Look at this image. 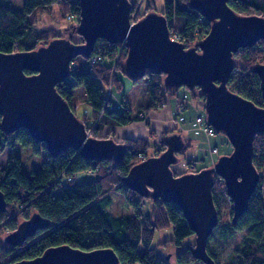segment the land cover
Listing matches in <instances>:
<instances>
[{
    "label": "trees",
    "instance_id": "16d2710c",
    "mask_svg": "<svg viewBox=\"0 0 264 264\" xmlns=\"http://www.w3.org/2000/svg\"><path fill=\"white\" fill-rule=\"evenodd\" d=\"M129 1L132 11L139 7L140 17L155 10L154 0ZM191 1L164 0L165 8L161 11L168 20L172 39L178 36L187 47L203 39L211 26L191 7ZM79 5V0H25L22 9H14L8 2L0 0V52L11 54L32 51L61 36L52 28L38 27L40 18L50 13L52 7L58 10L60 19L67 21L68 16L71 17L68 20L69 27L63 33L72 34V40L80 43L82 38L74 31L80 19ZM229 6L241 15L264 17V0H229ZM126 55L125 45L99 40L90 58L82 57L88 68L79 72L81 67L74 60L72 76L57 85L58 92L72 108L75 91L83 89L82 97L92 105L93 118L97 122L89 126L87 117L79 118L93 137L102 138L99 134L104 128L101 126L104 118L110 120L109 124L121 127L135 122L149 125L148 114L163 109L167 99L177 94V90L166 86L164 74H149L141 79L148 83L150 105L146 111L141 110L137 114L128 108L110 111L112 89L118 92L123 89V77H126L123 62ZM235 58L238 66L230 79L229 88L258 106H264L260 79L253 71L255 65L264 64V40L258 41L253 47L240 49ZM25 72L33 74L31 71ZM139 81L131 82L135 84ZM105 88L109 90L107 96ZM190 94L205 104L199 88L190 91ZM178 105L177 117H180L186 107L182 103ZM196 123L207 136L217 134L215 131L209 135L206 130L209 124H203L201 116ZM176 130L182 132L179 128ZM150 133L154 134L153 130ZM166 135L168 132L163 137ZM103 138H114V131L108 130ZM184 138L186 148L179 156L186 154L192 147L191 139ZM16 142L23 147H30L35 154L45 153L46 158L41 168L29 174L23 170L21 158L12 152L5 167L0 169V191L6 201L5 211L0 212V264L34 259L48 248L61 245L83 251L110 248L116 252L122 264H205L192 254L194 242L191 243V240L195 234L178 205L150 201L124 184L133 166L150 156H158L166 149L163 141L151 144L147 138H124L121 142L125 143L127 153L121 163L88 160L74 149L53 157L47 152L44 143L35 141L28 130L19 129L8 134L0 128V156L6 147H14ZM214 148L218 149L217 146L211 149L210 158ZM150 150H154V153L149 154ZM198 161L194 155L188 157L183 163L186 171L181 174L210 167H198ZM254 165L261 173V181L250 200L249 209L235 223L231 218L224 225V236L233 237L242 231L245 233L243 240L235 249L234 257L225 263H220L208 247L216 264H264V135L255 137ZM82 172L90 173L93 178L77 183L76 176ZM71 178L74 179L70 181ZM224 189V181L217 178L213 188L214 200L217 191ZM113 194H122L124 204L131 210L129 216L112 212ZM165 230L171 232V237L163 242L155 241L156 235ZM17 232L20 233L18 237L15 236ZM189 237L191 240L184 244ZM167 247L176 249L173 263L163 256L162 248Z\"/></svg>",
    "mask_w": 264,
    "mask_h": 264
},
{
    "label": "water",
    "instance_id": "95a60500",
    "mask_svg": "<svg viewBox=\"0 0 264 264\" xmlns=\"http://www.w3.org/2000/svg\"><path fill=\"white\" fill-rule=\"evenodd\" d=\"M79 3L80 19L74 31L82 38L80 43L69 34L32 51L0 52V128L8 134L28 130L53 157L74 149L88 160L121 163L127 153L125 143L91 136L57 90L58 84L72 76V62L77 57L90 58L99 40L127 47L123 68L131 81L157 73L165 75L170 89L199 88L207 123L228 138L232 152L220 156L212 167L177 176L172 165L179 163L178 155L186 142L182 132L174 131L163 139L166 149L133 166L124 184L150 201L178 205L195 234L193 256L205 264H216L207 250L220 222L213 194L216 179L225 183L233 223L248 211L261 180L254 165V141L257 135H264V106L232 91L228 84L238 66L235 54L264 40V17L238 14L229 0H192L191 7L211 26L203 39L187 47L172 39L168 20L161 12L150 11L133 22L129 0ZM253 71L260 79L264 102V64L255 65ZM5 209L0 191V212ZM12 264L122 263L110 248L83 251L61 245Z\"/></svg>",
    "mask_w": 264,
    "mask_h": 264
},
{
    "label": "rangeland",
    "instance_id": "374dc122",
    "mask_svg": "<svg viewBox=\"0 0 264 264\" xmlns=\"http://www.w3.org/2000/svg\"><path fill=\"white\" fill-rule=\"evenodd\" d=\"M9 3V5L14 9H22L25 0H4ZM154 7L155 11L161 12L165 8L164 0H154ZM142 8H145V4L143 2ZM50 10V8H49ZM48 10V11H49ZM139 7L136 10H133L132 20L133 22H137L139 19L142 18L138 14ZM40 23L38 27L40 29L44 28H52L57 32L58 34L63 35V37H67L69 34H64L63 32L67 30L69 27V21H64L60 19V14L58 10L54 7H52L50 13H46L40 18ZM76 62L79 67H81L79 72H82L83 70H86L88 66L86 65L85 61L82 59V57H77ZM84 66V67H83ZM83 67V68H82ZM123 89L122 91L118 92L115 91V89H112V103L109 104L110 111H113L115 108L116 110H125V109H131L132 111H146L148 109V106L150 105V97L148 92V83L147 80H141L135 84H133L127 77H123ZM83 89H77L72 97V105L73 109L76 111L78 117L86 118V122L89 126H93L96 124V120L93 118V108L92 105L85 101L81 95ZM109 93L108 88H105V96H107ZM184 104L186 107V111H182L179 117V121L182 123V125L186 124V120L190 117L192 119L191 123L195 121L199 116L203 118V124L207 122L206 120V113L204 109L203 102L199 99L193 98L190 94V91L186 88H180L177 90V94L175 96H171L166 101V107L172 105L174 108V119L176 121L175 126L179 125V121L176 117V111L178 104ZM109 119L104 118V120L101 123V126H103V131L101 130V133L99 134L102 138L105 136V133H107L108 130L114 131V139L117 142H121L124 138H130V136L137 137V131L136 128H131L130 126H118L115 124H109ZM106 122V125H105ZM190 123V124H191ZM199 125V124H198ZM200 126V125H199ZM153 129V128H151ZM151 129H149L151 131ZM177 131V130H176ZM182 131V128H181ZM168 134H171L174 132V130L167 131ZM165 132V133H167ZM184 132V130H183ZM164 133V134H165ZM163 135H157V133L154 136L147 137L149 142L151 144L158 143L160 141H163L164 139ZM163 137V138H162ZM208 139H207V138ZM198 138L197 140H189L192 147L189 148V150L186 152V154L179 156V163L172 165V169L176 172L181 174L182 172L186 171V167L184 161L188 159L191 155L196 156L199 163H197L198 167L201 166H212V162H215L218 160V158L222 155L230 154L233 150L232 145L230 144L228 138L222 134L217 133L214 136H206V134H199L196 136ZM218 148L217 154H212V158H210L209 153L213 147ZM14 151L22 161V168L24 171H26L29 174H32V171L37 170L42 167L43 161L46 158L45 153L43 154H35L30 147H23L21 144L17 143L14 146ZM154 153V150H150L149 154ZM1 157V156H0ZM1 162V160H0ZM212 163V164H211ZM1 164V163H0ZM76 182H82L86 179L90 180L93 177L88 172H82L77 174L76 176ZM261 181V180H260ZM225 189L222 191H217V194L215 196V202L219 206V211L221 215L219 226L216 228L215 234L212 236V239L209 243V250L216 254L218 257V260L220 263H225L232 259L234 257L235 249L238 247V245L241 243L244 237V232L238 231L237 234L233 237L230 236H224V225L229 223L233 215L231 216L232 211V202H230L227 198ZM113 203L111 206V210L114 214L120 215V216H129L131 214L130 208H128L124 204V199L122 194H113L112 195ZM165 230L159 232L156 237L155 241L163 242L171 237V232ZM191 239L190 237L185 241L184 244L189 242ZM194 242L195 245V238L191 240ZM163 256L166 257L167 260L171 261L173 263L174 256L176 253V249L171 247L162 248Z\"/></svg>",
    "mask_w": 264,
    "mask_h": 264
},
{
    "label": "crops",
    "instance_id": "0c3cea01",
    "mask_svg": "<svg viewBox=\"0 0 264 264\" xmlns=\"http://www.w3.org/2000/svg\"><path fill=\"white\" fill-rule=\"evenodd\" d=\"M133 112L136 113L137 111H133ZM148 115H149L148 121L150 122L149 125L145 124L144 122H135L129 125L131 128L138 129L137 131L138 136L137 137L130 136V138H139V137L147 138V137H151L155 135L156 133L157 135H160V134L163 135L165 132L169 130H174L176 128H179L180 130L182 128V132L184 130L183 135L191 140L192 139L197 140L198 138H196V136H198L199 134L201 135L205 133V132H202L203 130L201 131V129L196 124H192L193 122L191 123L192 119L190 117H186L188 118V120H186L185 122L186 124L182 125L181 122L179 121L180 126L179 127L177 125L175 126L176 122L174 121L176 120L174 119L175 118L174 108L172 105L168 107L165 106L163 109L158 110V111H152ZM176 117H177V111H176ZM178 118L179 117H177V120ZM149 129L153 130L154 134H151ZM14 148L15 147H10V146L5 148L3 154L0 157V160H1L0 169L5 167L9 156L14 151Z\"/></svg>",
    "mask_w": 264,
    "mask_h": 264
},
{
    "label": "built area",
    "instance_id": "2783aa9c",
    "mask_svg": "<svg viewBox=\"0 0 264 264\" xmlns=\"http://www.w3.org/2000/svg\"><path fill=\"white\" fill-rule=\"evenodd\" d=\"M70 16H68V20H70ZM174 40H177V41H180L179 40V37L177 36V37H175V38H173ZM111 93V92H110ZM201 120V118H199L198 119V121H200ZM206 130L208 131V133H209V135H213L214 133H215V130H214V128L213 127H211L210 125L209 126H207V128H206ZM218 149H216V148H214V150H213V153L212 154H217L218 153V151H217ZM74 178H71L70 179V181H72Z\"/></svg>",
    "mask_w": 264,
    "mask_h": 264
},
{
    "label": "flooded vegetation",
    "instance_id": "af4514ba",
    "mask_svg": "<svg viewBox=\"0 0 264 264\" xmlns=\"http://www.w3.org/2000/svg\"><path fill=\"white\" fill-rule=\"evenodd\" d=\"M232 213H233V211H232ZM220 223V222H219ZM209 243H210V239H209V242H208V247H209ZM208 250V249H207ZM210 251V250H209ZM209 251H208V253H209ZM210 255V254H209ZM214 260V259H213Z\"/></svg>",
    "mask_w": 264,
    "mask_h": 264
}]
</instances>
